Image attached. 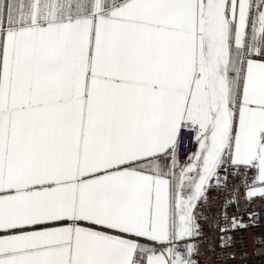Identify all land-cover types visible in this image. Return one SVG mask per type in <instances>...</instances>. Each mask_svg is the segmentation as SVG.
Here are the masks:
<instances>
[{"label": "snow or ice", "instance_id": "6c2138e0", "mask_svg": "<svg viewBox=\"0 0 264 264\" xmlns=\"http://www.w3.org/2000/svg\"><path fill=\"white\" fill-rule=\"evenodd\" d=\"M0 264H264V0H0Z\"/></svg>", "mask_w": 264, "mask_h": 264}, {"label": "built area", "instance_id": "2783aa9c", "mask_svg": "<svg viewBox=\"0 0 264 264\" xmlns=\"http://www.w3.org/2000/svg\"><path fill=\"white\" fill-rule=\"evenodd\" d=\"M251 244V241L249 240V245Z\"/></svg>", "mask_w": 264, "mask_h": 264}]
</instances>
